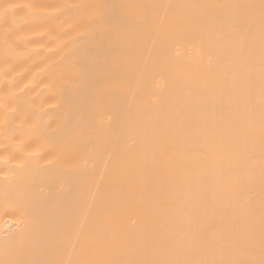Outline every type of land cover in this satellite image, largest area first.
<instances>
[{"label": "bare ground", "instance_id": "bare-ground-1", "mask_svg": "<svg viewBox=\"0 0 264 264\" xmlns=\"http://www.w3.org/2000/svg\"><path fill=\"white\" fill-rule=\"evenodd\" d=\"M0 264H264V0H0Z\"/></svg>", "mask_w": 264, "mask_h": 264}]
</instances>
